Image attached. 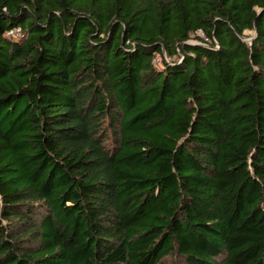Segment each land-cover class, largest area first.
Segmentation results:
<instances>
[{
    "label": "trees",
    "instance_id": "obj_1",
    "mask_svg": "<svg viewBox=\"0 0 264 264\" xmlns=\"http://www.w3.org/2000/svg\"><path fill=\"white\" fill-rule=\"evenodd\" d=\"M169 260L264 264V0H0V264Z\"/></svg>",
    "mask_w": 264,
    "mask_h": 264
},
{
    "label": "rangeland",
    "instance_id": "obj_2",
    "mask_svg": "<svg viewBox=\"0 0 264 264\" xmlns=\"http://www.w3.org/2000/svg\"><path fill=\"white\" fill-rule=\"evenodd\" d=\"M198 35L201 36V33H198ZM245 36H246L245 41H249L253 36V31H246ZM190 43H195V40H191ZM167 264H172V261L171 260L167 261Z\"/></svg>",
    "mask_w": 264,
    "mask_h": 264
},
{
    "label": "built area",
    "instance_id": "obj_3",
    "mask_svg": "<svg viewBox=\"0 0 264 264\" xmlns=\"http://www.w3.org/2000/svg\"><path fill=\"white\" fill-rule=\"evenodd\" d=\"M7 35L18 37L20 35V29H13L7 32Z\"/></svg>",
    "mask_w": 264,
    "mask_h": 264
},
{
    "label": "water",
    "instance_id": "obj_4",
    "mask_svg": "<svg viewBox=\"0 0 264 264\" xmlns=\"http://www.w3.org/2000/svg\"><path fill=\"white\" fill-rule=\"evenodd\" d=\"M245 40V39H244Z\"/></svg>",
    "mask_w": 264,
    "mask_h": 264
}]
</instances>
